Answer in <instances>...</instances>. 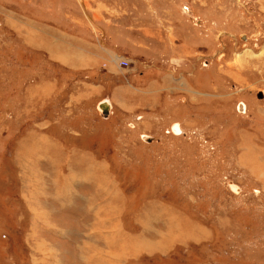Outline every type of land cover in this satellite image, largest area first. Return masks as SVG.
Wrapping results in <instances>:
<instances>
[{
    "label": "rangeland",
    "instance_id": "obj_1",
    "mask_svg": "<svg viewBox=\"0 0 264 264\" xmlns=\"http://www.w3.org/2000/svg\"><path fill=\"white\" fill-rule=\"evenodd\" d=\"M93 249L264 264V0H0V264Z\"/></svg>",
    "mask_w": 264,
    "mask_h": 264
},
{
    "label": "crops",
    "instance_id": "obj_2",
    "mask_svg": "<svg viewBox=\"0 0 264 264\" xmlns=\"http://www.w3.org/2000/svg\"><path fill=\"white\" fill-rule=\"evenodd\" d=\"M102 45V44H101ZM102 48V47H101ZM104 50V49H103ZM108 53V52H107ZM103 60H102V62H106V59L107 58H102ZM116 78V77H115ZM151 83H152V86H154L155 84H156V82H154V81H152V82H150V85H151ZM116 93H115V95H117L118 96V88H116V91H115ZM126 92V90H123L122 88H120V91H119V93L121 94V95H124V93ZM131 102H132V100H131ZM124 103V104H123ZM123 103H120V104H123V106L126 108V109H131V110H129V111H132L133 110V107H129L128 106V103L127 102H123ZM56 142H58L57 140H56ZM86 158H88V159H90V160H93L94 158L92 157V156H90V155H88V154H83ZM85 170L86 169H84V174H82L83 175V177L85 176V177H89V170L90 169H87V171L85 172ZM72 171H73V169H72ZM78 171V170H77ZM76 171V172H77ZM82 170H79V172H81ZM98 181H100V183H101V181L102 180H100V179H97ZM80 194V193H79ZM81 195V194H80ZM112 220V219H111ZM113 222L111 223V225H109V227L110 228H112V232L114 233L115 231L114 230H116V239L117 240H119V238L120 237H118V236H121V235H118V227H117V220H112ZM114 224V226H112ZM53 236H54V234H53ZM131 236H132V233H131ZM82 238V237H81ZM83 239V243H82V245L80 246V249H83V250H85L84 249V246L85 245H87V243H91V241H93L94 239L90 236V238H88V237H83L82 238ZM105 240H107L108 242H110V240H109V238L107 239V238H105ZM84 241H86V243L84 242ZM116 241V240H115ZM82 242V241H81ZM120 242H122L120 245H119V249L121 248H123L124 249V251H125V247H122V245H123V242H124V239L123 240H121ZM119 242V243H120ZM111 244H112V242H110ZM155 243H157V242H155ZM114 244H116V242L115 243H113L112 245H114ZM140 244V243H139ZM141 245V244H140ZM152 245H154V244H152ZM151 245V246H152ZM158 245H159V242H158ZM32 246H35V245H32ZM36 247V246H35ZM88 247V246H87ZM37 248V247H36ZM80 249L78 250L79 252H78V254H80ZM111 249V248H110ZM38 250V249H37ZM82 250V251H83ZM101 250L102 249H99V250H92L91 251V253H87V254H85V256H84V258L82 257V260L83 261H81V264H101L100 262H107V263H109V264H113V262H114V264H117V259H114L115 261H113V262H110V258L109 259H103L102 257H101ZM39 251H42V250H39ZM53 250H51V252H52ZM55 251V250H54ZM112 251V250H111ZM123 251V252H124ZM113 252V251H112ZM78 262V261H77Z\"/></svg>",
    "mask_w": 264,
    "mask_h": 264
},
{
    "label": "water",
    "instance_id": "obj_3",
    "mask_svg": "<svg viewBox=\"0 0 264 264\" xmlns=\"http://www.w3.org/2000/svg\"><path fill=\"white\" fill-rule=\"evenodd\" d=\"M100 109L102 110V113H103L104 116H108L109 115L110 107H109V104L107 102H103L100 105ZM240 110L244 111L243 106L240 107Z\"/></svg>",
    "mask_w": 264,
    "mask_h": 264
},
{
    "label": "built area",
    "instance_id": "obj_4",
    "mask_svg": "<svg viewBox=\"0 0 264 264\" xmlns=\"http://www.w3.org/2000/svg\"><path fill=\"white\" fill-rule=\"evenodd\" d=\"M120 64L123 67H129V65H131V61H130V59L123 57V59L121 60Z\"/></svg>",
    "mask_w": 264,
    "mask_h": 264
},
{
    "label": "bare ground",
    "instance_id": "obj_5",
    "mask_svg": "<svg viewBox=\"0 0 264 264\" xmlns=\"http://www.w3.org/2000/svg\"><path fill=\"white\" fill-rule=\"evenodd\" d=\"M109 107H110V105H109ZM111 109V108H110ZM243 109H244V104H243Z\"/></svg>",
    "mask_w": 264,
    "mask_h": 264
},
{
    "label": "flooded vegetation",
    "instance_id": "obj_6",
    "mask_svg": "<svg viewBox=\"0 0 264 264\" xmlns=\"http://www.w3.org/2000/svg\"><path fill=\"white\" fill-rule=\"evenodd\" d=\"M246 108V107H245Z\"/></svg>",
    "mask_w": 264,
    "mask_h": 264
}]
</instances>
